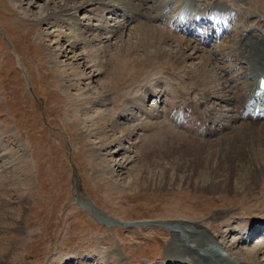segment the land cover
<instances>
[{
	"label": "rangeland",
	"instance_id": "rangeland-1",
	"mask_svg": "<svg viewBox=\"0 0 264 264\" xmlns=\"http://www.w3.org/2000/svg\"><path fill=\"white\" fill-rule=\"evenodd\" d=\"M104 1L105 6H87L76 13L78 31L86 34L87 25L95 30L97 39L86 44L83 36L71 38L73 20L59 22L48 16L65 0H36L32 7L25 0H0V264H183L171 250L181 221L190 226L201 224L211 245L226 256L236 258L264 248L256 244L264 240V234L254 240L245 235L246 242H239L241 235L234 234L237 226L245 233L247 228L264 224V175L246 195L238 194L241 188L232 183L228 191L198 192L199 167L180 168L183 161L178 158L168 185L159 180L131 186L138 176L162 175L166 164L155 155L158 151L138 155L139 138L134 141L133 136L120 152L123 146L113 140L122 135L112 131V120L93 119L103 111L108 113L106 118L112 115L125 128H132L136 122L128 115L135 110L133 105L145 101L150 110L165 89L168 96L163 101L168 105L169 97L177 93L168 83L179 71L170 58L149 57L137 45L141 43L137 23L142 18L134 20L132 14L123 12L125 4L116 7L117 0ZM203 1L222 3L221 14L250 16L249 23L257 27L264 21V0H174L164 12L168 26L176 22L181 29L185 20L193 22ZM113 5L120 7L117 12H112ZM101 8L106 9L103 30L97 29L101 21L93 20L91 12ZM157 23L166 26L163 20ZM116 44L138 46L128 57L130 72L117 89L126 92L137 82L143 85L154 69L155 79L146 83L152 91L147 98L143 91L139 93L142 98L130 96L126 103L115 105L101 97L88 99L108 74H91L87 86L84 61L93 65L97 62L93 53L107 46V53L98 59L106 63ZM200 48L208 53L214 43ZM199 55L185 62L186 68L180 70L183 78L190 66L199 63ZM108 96L117 97L114 93ZM191 103L189 94L187 105ZM166 104L162 109L170 107ZM261 149L264 153V146ZM190 152L198 164V153ZM121 163L123 168L116 166ZM260 254L259 261L264 263V251Z\"/></svg>",
	"mask_w": 264,
	"mask_h": 264
},
{
	"label": "bare ground",
	"instance_id": "bare-ground-1",
	"mask_svg": "<svg viewBox=\"0 0 264 264\" xmlns=\"http://www.w3.org/2000/svg\"><path fill=\"white\" fill-rule=\"evenodd\" d=\"M25 1H28L31 7L36 3V0ZM117 1L116 7L125 4L123 12L132 14L134 20L138 17L142 18L137 23V31L134 30L138 34L137 40L141 42H137V45L142 46L149 57L157 56L161 60L164 57L170 58L176 65L175 69L179 71L177 76L172 77L169 83L167 82L172 88H177V93L169 97L170 107L167 110L162 109L166 104L163 98L168 96V89H165L156 96L158 99L163 92L162 98H159L156 104L149 108L150 110L145 101L133 105L135 110L128 115L129 120L136 122L132 128H125L124 124L114 120L112 115L106 118L105 115L108 113L105 114L103 111L98 112L93 119V121L112 120V131L122 135L113 140L119 147L123 146L120 152L126 148L123 143L133 136L134 141L139 138L141 152L138 155L148 151L153 153L158 151L155 155L161 156L159 158L166 164V169L160 173L162 175L158 176L157 172L153 175L147 174L148 179L145 176H138L132 180L131 186H137L141 182L143 185L156 183L159 180H162L163 186L168 185L172 179L170 174L172 165L177 164L174 159L180 158L183 161L182 165L179 163L180 168L190 170L192 166L199 167L197 176L200 177V183L196 189L198 192L228 191L232 183L233 186L241 188L238 194L246 195L245 191L259 183L261 176L264 175V153L261 149L264 146V21L258 23L257 27L249 23L250 16L243 17L244 15L240 14L242 19L240 20L238 16L240 22L236 24L237 18L234 14L226 15L218 11L219 8H225L222 3L208 4L203 1L197 6L198 15L193 22H189V19L185 20L184 26L188 25V28L184 30V26L180 29L176 22L168 26L164 18L165 10L171 8L174 0ZM117 1H114V4ZM104 3V0H89L83 3H79V0H65L63 6L56 8L57 10L48 16L55 17V20L59 22L73 20L76 24L70 27L73 31L71 38L83 36L84 40L87 39L85 43L90 44L97 39L94 35V27L87 25L86 34L85 31H78L76 13L87 6ZM116 7L112 12H117L120 8ZM105 10L96 9V13L91 11L94 13L93 20L101 21L97 29H106V26L102 24ZM210 10L215 17L213 14H206ZM162 20L166 26L157 25V21ZM88 32L92 35H87ZM91 36L94 37L91 38ZM188 38H191L192 42ZM73 41L75 44H82L77 40ZM210 42L214 43V49L205 53L200 47H205ZM129 46L115 47L114 53L109 55L106 63L98 59L107 53L109 50L107 46L93 53L97 59V62H92L93 65L87 64L90 62L88 59L84 61L86 65L83 67L86 68V72L88 71V76L84 77L88 81L87 86L91 84L90 80L93 77L91 74L94 75L96 72L108 74L106 80L100 82L99 90L92 92L91 98L88 99L99 100L101 97L105 98L103 101L111 100V104L115 105L119 101L126 103L130 96L141 97L142 94L139 95V93L143 91L146 98L150 96V93L152 94L151 85L147 86L146 83L150 82V79L151 81L155 79L154 76L157 73L154 69L147 73L143 85L137 82L133 89L126 92H120L117 89L118 84L130 72L128 57L135 50L138 51V46ZM190 51L192 54H189ZM198 53L201 54L197 57L200 59L199 63L190 66V70L184 74L183 78L180 70L186 68L185 62L192 60ZM136 54L139 55V52ZM110 65L114 69L110 70ZM108 93H114L117 97L112 100ZM189 94L191 105H187ZM84 108V110H90ZM162 117L165 118L164 121H159ZM123 120L126 122V119ZM190 151L198 153V164L194 163L195 159ZM116 166L123 168L124 163L116 164ZM189 180L190 177L187 178V183ZM243 184L245 188H242ZM257 227L258 231H255ZM237 228H234L236 229L234 234L237 237L241 235L239 242L244 241L245 235L254 240L264 233V224L247 228L245 233L239 226ZM176 229H178L174 231L176 242L171 246V250L174 252L175 260L183 261L181 262L183 264H264L261 260L259 261L260 253L264 251V248L238 253L239 255L233 258L211 245V240L201 230V224L190 226L181 221L177 223ZM249 230L253 231L249 232ZM256 244L264 246V240Z\"/></svg>",
	"mask_w": 264,
	"mask_h": 264
}]
</instances>
